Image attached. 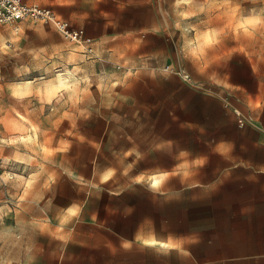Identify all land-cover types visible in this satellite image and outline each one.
<instances>
[{
  "label": "crops",
  "instance_id": "1",
  "mask_svg": "<svg viewBox=\"0 0 264 264\" xmlns=\"http://www.w3.org/2000/svg\"><path fill=\"white\" fill-rule=\"evenodd\" d=\"M24 1L84 30L71 40L44 24L39 36L56 51L78 43L140 52L141 37L161 24L156 0ZM260 1L167 0L174 18L197 23L186 35L209 37L196 56L179 47L208 88L166 75L157 60L77 81L73 110L84 127L59 138L47 160L51 187L37 190L21 220L27 263L37 253V264H264V73L251 31L229 23ZM237 96L259 101L253 121L239 122L233 107H249Z\"/></svg>",
  "mask_w": 264,
  "mask_h": 264
},
{
  "label": "rangeland",
  "instance_id": "2",
  "mask_svg": "<svg viewBox=\"0 0 264 264\" xmlns=\"http://www.w3.org/2000/svg\"><path fill=\"white\" fill-rule=\"evenodd\" d=\"M35 1L49 4L47 0ZM156 2L161 24L141 37L140 52L124 49L116 53L93 51L78 43L56 51L39 36L47 33L43 26L49 22L31 19L0 22V264H37L43 260L37 253L28 263L23 258L26 246L21 247L19 242L20 223L34 211L37 196L42 195L41 189L51 187L47 160L55 144L60 142L59 138L71 136L79 127H84L85 117L75 115L73 110L81 103L83 95V83L77 81H88L93 76L134 74L137 65L144 61L151 65L157 60L158 65H170L173 69L168 71L162 66L161 71L166 75L177 76L195 88L208 86L195 79V56L209 37L200 32L194 36L186 35L185 31L189 33L190 28L196 29L197 23L189 21L186 24L174 18L167 0ZM177 7L178 2L174 11H178ZM247 13L229 23L235 28L251 31L252 58L264 73V0ZM22 32L25 35L21 36ZM186 42L195 56L183 58L181 62L179 47ZM68 65L74 74L70 87L57 94L51 92L48 86L54 81L55 74ZM180 71L187 72L189 78L184 79L177 73ZM34 77L38 79L31 89L18 92L15 88L14 81ZM237 92L243 94L240 90ZM235 99L249 107L247 111L239 105L233 107L238 120L236 109L248 115L249 119L244 123L253 121L248 111L252 112L260 105L259 101L254 103L238 96ZM227 100L230 102L229 97ZM37 190L41 195H37Z\"/></svg>",
  "mask_w": 264,
  "mask_h": 264
},
{
  "label": "built area",
  "instance_id": "3",
  "mask_svg": "<svg viewBox=\"0 0 264 264\" xmlns=\"http://www.w3.org/2000/svg\"><path fill=\"white\" fill-rule=\"evenodd\" d=\"M19 19H31L34 21H44L52 23L58 31L71 40L83 38L82 28H73L69 21L59 17L51 7L38 3H28L24 0H0V22H12ZM165 70L173 71L170 65ZM188 79L189 75L185 71L177 72ZM239 115V122L244 123L249 119L248 115L236 109Z\"/></svg>",
  "mask_w": 264,
  "mask_h": 264
},
{
  "label": "bare ground",
  "instance_id": "4",
  "mask_svg": "<svg viewBox=\"0 0 264 264\" xmlns=\"http://www.w3.org/2000/svg\"><path fill=\"white\" fill-rule=\"evenodd\" d=\"M73 76L74 74L70 67H66L63 70H60L55 74L54 81L50 84V86H48L49 90L57 94L59 91L67 89L71 85ZM34 83L35 79L28 78L22 81L18 80L14 82V86L18 90V92H23L31 89L34 86Z\"/></svg>",
  "mask_w": 264,
  "mask_h": 264
}]
</instances>
